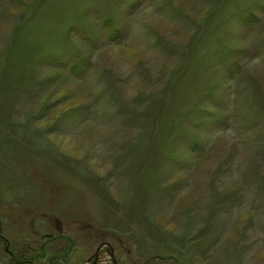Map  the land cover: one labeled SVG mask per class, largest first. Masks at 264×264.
Returning a JSON list of instances; mask_svg holds the SVG:
<instances>
[{
  "label": "rangeland",
  "instance_id": "rangeland-1",
  "mask_svg": "<svg viewBox=\"0 0 264 264\" xmlns=\"http://www.w3.org/2000/svg\"><path fill=\"white\" fill-rule=\"evenodd\" d=\"M100 248L264 264V0H0V264Z\"/></svg>",
  "mask_w": 264,
  "mask_h": 264
},
{
  "label": "water",
  "instance_id": "water-1",
  "mask_svg": "<svg viewBox=\"0 0 264 264\" xmlns=\"http://www.w3.org/2000/svg\"><path fill=\"white\" fill-rule=\"evenodd\" d=\"M109 247L112 248L110 245H109ZM101 249L102 248L99 249L98 253L96 254V259L94 260V262L92 264H97L98 263V256H99V253H100ZM112 256H113L114 263L117 264L116 260L114 258V253H112Z\"/></svg>",
  "mask_w": 264,
  "mask_h": 264
},
{
  "label": "flooded vegetation",
  "instance_id": "flooded-vegetation-1",
  "mask_svg": "<svg viewBox=\"0 0 264 264\" xmlns=\"http://www.w3.org/2000/svg\"><path fill=\"white\" fill-rule=\"evenodd\" d=\"M16 264H18V263H16Z\"/></svg>",
  "mask_w": 264,
  "mask_h": 264
}]
</instances>
